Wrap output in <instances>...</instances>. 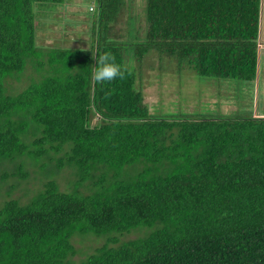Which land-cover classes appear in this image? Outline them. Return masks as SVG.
Masks as SVG:
<instances>
[{
  "label": "trees",
  "instance_id": "16d2710c",
  "mask_svg": "<svg viewBox=\"0 0 264 264\" xmlns=\"http://www.w3.org/2000/svg\"><path fill=\"white\" fill-rule=\"evenodd\" d=\"M59 1L0 0V162L64 150L79 171L70 191L50 178L26 203L3 201L0 264H264V115L151 113L123 62L125 47L139 60L155 49L199 75L253 80L261 0H145L132 42L108 34L127 1L96 0L88 47L39 45L40 12ZM108 50L127 73L101 85L93 54ZM27 62L44 73L7 92ZM133 162L134 176L118 174ZM137 225L150 230L110 245ZM76 232L109 235L74 261Z\"/></svg>",
  "mask_w": 264,
  "mask_h": 264
},
{
  "label": "rangeland",
  "instance_id": "374dc122",
  "mask_svg": "<svg viewBox=\"0 0 264 264\" xmlns=\"http://www.w3.org/2000/svg\"><path fill=\"white\" fill-rule=\"evenodd\" d=\"M126 1L127 4L111 23L108 34L126 42L142 40L147 27L144 17L145 0ZM96 2V0H60L57 3L50 2V7L44 5L45 9L40 12L37 24V44L88 47L95 16L94 9L89 8L95 6ZM41 3L46 2H36L34 9ZM260 7L259 37H262V46L258 48L257 72L253 80L199 75L186 63L179 64L176 58L165 53L160 54L155 49L147 51L139 60L134 56L132 48L125 47L123 62L125 65L129 64L127 67L135 72V85L142 90L143 100L148 105L149 111L161 113L184 110L193 114L208 112L216 115L221 112L236 115L240 112L264 115V0H261ZM128 51L130 52L127 53ZM42 73L36 71L32 64L27 62L20 74L10 76L5 81L7 92L18 93ZM32 137L30 135L28 139L31 140ZM63 152L64 150L58 153L46 151L35 158L23 154L13 161L5 159L0 162V205L11 197L18 198L21 203L28 202L44 188L45 181L50 178L57 181L59 189L72 190L73 181L77 179L79 171L74 165L66 162L67 158L60 157ZM22 160L23 174L15 168L22 163ZM141 166L139 162L129 163L123 170H119L118 174L125 178L132 177ZM101 167L93 171L96 176L92 178L90 175H84L87 180L78 186L80 191H90L92 180L95 181L103 172ZM2 171L8 175L3 179ZM149 230L146 225H137L129 232L116 234L117 238L112 240L110 245L143 236ZM108 235L107 233L98 235L88 232L74 233L71 242L75 252L71 258L74 261L82 259L96 246L107 242L105 237L107 239Z\"/></svg>",
  "mask_w": 264,
  "mask_h": 264
},
{
  "label": "clouds",
  "instance_id": "9594fccd",
  "mask_svg": "<svg viewBox=\"0 0 264 264\" xmlns=\"http://www.w3.org/2000/svg\"><path fill=\"white\" fill-rule=\"evenodd\" d=\"M93 58L96 63L92 69V79L96 83L103 85L116 79L125 78L127 69L117 62L115 55L110 50L99 55L93 54Z\"/></svg>",
  "mask_w": 264,
  "mask_h": 264
},
{
  "label": "built area",
  "instance_id": "2783aa9c",
  "mask_svg": "<svg viewBox=\"0 0 264 264\" xmlns=\"http://www.w3.org/2000/svg\"><path fill=\"white\" fill-rule=\"evenodd\" d=\"M90 8H92V6H90Z\"/></svg>",
  "mask_w": 264,
  "mask_h": 264
}]
</instances>
